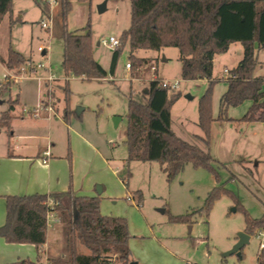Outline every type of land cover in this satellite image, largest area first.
<instances>
[{
	"label": "rangeland",
	"instance_id": "374dc122",
	"mask_svg": "<svg viewBox=\"0 0 264 264\" xmlns=\"http://www.w3.org/2000/svg\"><path fill=\"white\" fill-rule=\"evenodd\" d=\"M101 1L73 0L65 21L68 31L82 32L89 20L93 57L107 71L105 77L90 79L68 75L63 70L64 47L58 32V3L50 7L53 18L49 20V9L44 13L34 0H27L25 4L12 2L11 11L4 16L11 15L16 19L20 15L22 18L14 21L7 35H0V50L9 43L30 59L24 65L34 66L35 71L27 67H23L24 71L20 73L10 70L13 78L18 79L14 83L11 81L13 78L6 76L10 82L0 84V100H5L2 105L7 108L8 95L15 96L18 92L16 110L36 107L40 104L39 77L48 72L53 74L54 80L47 84L50 93H44L51 110L45 111L49 118L59 121L64 120V108L67 107L66 123L81 126L88 134L98 137L99 140L93 143L107 158L116 180V194L100 199V212L126 220L130 234L128 247L136 264H256L259 242L255 233L249 235L248 242L240 249L241 257L236 253L225 255V252L237 241L238 232L245 229L243 210L252 217L264 215V122L214 120L209 143L205 146L197 137L202 135L197 125V103L208 86L207 79H182L175 47L137 49L133 54L147 57L150 62L138 72H133L125 66L130 53L127 43L121 48L114 72L110 74L113 49L96 43L109 36L118 38L128 27L130 1L106 0L105 8L99 12L97 6ZM41 20H46L49 28L42 27ZM6 22L7 19L2 24ZM40 44L46 50L45 54L37 49ZM256 53L259 63L255 74L264 75V49H258ZM241 56L239 43H231L224 53L214 56L212 77L215 80L211 88L214 118L219 114V98L226 89L223 69L236 65ZM152 65L155 71L150 69ZM2 72L0 68V75ZM152 74L179 80L180 96L170 109L171 128L181 138L208 148L214 158L215 173L186 164L171 181H167L158 161L127 160V95L130 93L133 98L143 101V90ZM249 103L246 100L229 106L225 115L238 119L246 112ZM68 134L63 131L66 139L63 146ZM67 148L71 157V149ZM94 166L97 168L96 164ZM215 187H224L230 193L221 192L212 201L206 215L205 198ZM136 190H140L142 198L138 205L134 198L129 197ZM236 204L240 207L233 211ZM187 212H192L188 220L171 219ZM53 230L58 233L49 235L54 251L61 235L57 225ZM79 250L88 252L83 246H79Z\"/></svg>",
	"mask_w": 264,
	"mask_h": 264
},
{
	"label": "trees",
	"instance_id": "16d2710c",
	"mask_svg": "<svg viewBox=\"0 0 264 264\" xmlns=\"http://www.w3.org/2000/svg\"><path fill=\"white\" fill-rule=\"evenodd\" d=\"M44 13L48 5L35 0ZM73 0H58L60 18L59 35L63 40L62 67L65 74L90 79L105 77L107 71L93 57L90 23L87 20L82 32L68 31L66 18ZM90 1V0H76ZM130 23L118 37L113 48L109 73L115 69L123 45L129 47V70L138 72L150 61L133 54L137 49H178L180 76L184 80L207 79L208 86L197 103L199 126L202 135L197 137L205 146L209 143L210 127L214 120L264 122V75L255 74L259 61L257 50L264 49V0H129ZM12 9V0H0V22ZM231 43H239L242 56L227 70L226 89L219 98V114L211 113L213 59L224 53ZM2 63L8 70L19 72L27 61L9 47ZM223 69V71H224ZM156 70V69H155ZM223 78V77H220ZM146 90V92H144ZM143 90L144 100L127 95L126 137L127 160L158 161L167 181L186 164L205 168L215 173L214 158L208 148L178 136L171 128L172 104L180 96L179 90L161 87L152 79ZM249 101L242 117L233 119L225 115L229 106ZM0 113V128H10L12 109ZM68 108L63 118L68 120ZM123 183L124 178H122ZM221 189V190H220ZM230 193L224 187L213 188L205 198L207 215L212 201L219 194ZM136 204L141 192L131 195ZM6 218L0 226V237L10 243H30L40 247L45 242L49 215L58 222L61 246L48 264H130L132 255L128 247L130 234L123 217L102 214L100 197L75 196L70 190L50 194L7 195ZM52 201V203H50ZM240 205L236 204V209ZM244 211V231L250 235L264 227V215L252 217ZM192 213V212H191ZM191 213L173 216V221L188 220ZM79 246L88 252H81ZM0 264H35L20 259ZM256 264H264V248L257 254Z\"/></svg>",
	"mask_w": 264,
	"mask_h": 264
},
{
	"label": "crops",
	"instance_id": "0c3cea01",
	"mask_svg": "<svg viewBox=\"0 0 264 264\" xmlns=\"http://www.w3.org/2000/svg\"><path fill=\"white\" fill-rule=\"evenodd\" d=\"M14 1L19 4L27 2V0H12ZM40 9L42 11L41 6ZM18 11L20 13L21 10ZM4 17L0 22V35H7L6 32L10 30L14 21L22 18L20 15L16 19L11 15ZM5 19L7 22L2 24ZM9 47L12 48L7 43L0 50V68L3 71L0 75V80L2 78L0 84L10 82L12 79L6 80V76L8 77L11 71L1 60L6 58ZM41 54L44 52L42 51ZM22 56L27 58L24 54ZM46 76H40V104L44 107L48 104V97H45L44 93L46 94L47 84L50 83ZM17 79L18 77L11 81L16 83ZM49 93L47 91V95ZM19 96L18 92L15 96L9 94L6 99L7 108L2 105L5 100H0V113L8 110L10 104L13 106L10 111L12 119L9 130L0 128V226L4 224L6 218L7 195L50 194L70 190L75 196H98L100 199L114 196L116 180L112 173L115 171L110 167L107 158H104L94 145L93 142L99 140L98 137L88 134L81 126L66 123L65 119L57 121L49 118L45 108L43 111L40 110L38 117L33 116L30 111L32 108H27L25 112L24 107L21 106L20 110H16ZM64 130L69 133L66 136L65 146H63V140H66L63 137ZM67 147L71 149V157ZM45 151H48V155L44 154ZM129 197L131 198L130 195ZM55 225L58 226V222L53 216H49L45 242L39 248L30 243L6 242L0 237V263L27 259L35 264L38 262L48 264V258L58 254L61 246L60 241L56 247L54 246L55 250H52L53 245L49 235H58L53 230ZM49 231L52 232L49 234Z\"/></svg>",
	"mask_w": 264,
	"mask_h": 264
},
{
	"label": "built area",
	"instance_id": "2783aa9c",
	"mask_svg": "<svg viewBox=\"0 0 264 264\" xmlns=\"http://www.w3.org/2000/svg\"><path fill=\"white\" fill-rule=\"evenodd\" d=\"M43 1L48 5V9H49L48 10V19L51 20L53 18V15L51 16V14H50V7L52 5L57 4L58 0H43ZM40 25L42 27L49 28L48 25H47L46 20H41ZM99 43H102L103 45L112 47V49H113L118 44V38H116L114 36H109L108 39H101L99 41ZM37 49L38 50H42L44 52V54L46 53V50L42 48L41 44L37 46ZM125 66L128 67V68L130 67L128 62H126ZM23 67H27L29 70L35 71V67L34 66H29V65H24L23 64L20 67L19 73L21 71H24ZM150 69L152 71H155V66L152 65ZM224 72L227 73V70L224 69ZM8 76L10 78H13L12 72H9ZM39 78H41V77H39ZM45 78L48 80V82H52L54 80L53 74H51L49 72H48V74H47V76ZM152 79H158L161 87H163V88H167L169 90H178L179 80H177V79L176 80H168V79H165V78H160L156 74H152V76L150 77L149 81L152 80ZM50 107L51 106L49 105V101H48V104L45 107L43 105L39 104L36 107L32 108L30 111L33 114V116L38 117L41 108H45L46 110L49 111V110H51ZM23 111L26 112L27 109L23 108ZM44 154L48 155V151H45ZM50 203H52V201ZM49 216H53L54 217L53 213H51ZM255 235H256V238L258 239V242H259V245H258L259 246V250H261V249L264 248V227L259 228L258 230H256Z\"/></svg>",
	"mask_w": 264,
	"mask_h": 264
},
{
	"label": "water",
	"instance_id": "95a60500",
	"mask_svg": "<svg viewBox=\"0 0 264 264\" xmlns=\"http://www.w3.org/2000/svg\"><path fill=\"white\" fill-rule=\"evenodd\" d=\"M105 4H106V0H102L99 4H98V11H102L104 8H105ZM99 44V42H97V45ZM144 92H146V90H144ZM99 189V186H97V191ZM232 210H236V207H233ZM248 239H249V235L244 232V231H241V232H238V239L237 241L235 242V244L232 246V248L225 252V255L227 254H232V253H236L239 257H241V252H240V249L243 247L244 244H246L248 242ZM130 264H135V262H131Z\"/></svg>",
	"mask_w": 264,
	"mask_h": 264
}]
</instances>
